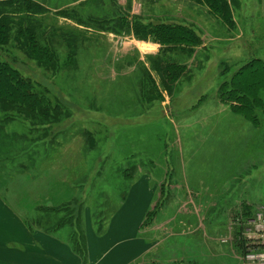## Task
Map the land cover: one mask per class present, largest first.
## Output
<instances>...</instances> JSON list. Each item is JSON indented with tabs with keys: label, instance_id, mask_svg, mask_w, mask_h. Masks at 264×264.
Wrapping results in <instances>:
<instances>
[{
	"label": "rangeland",
	"instance_id": "obj_1",
	"mask_svg": "<svg viewBox=\"0 0 264 264\" xmlns=\"http://www.w3.org/2000/svg\"><path fill=\"white\" fill-rule=\"evenodd\" d=\"M35 1L44 13H36L35 21L12 19L0 56L31 79L52 107L48 117L36 118L38 128L32 142L25 136L27 145L20 136L16 140L22 129L28 133L27 121H13L16 136L4 144L5 133L0 134V228L13 224L19 233L14 223L23 216L33 230L62 233L76 242L87 213L100 235L137 184L144 192L131 198L137 205L128 211L125 229L110 233L112 239L138 235L151 246L150 255L131 264H242L230 250L238 253L228 231H240L242 251L264 237H251L240 215L248 206L253 215H264V113L257 114L261 124H253L226 104L219 90L224 67L235 73L258 51L264 60V0H229L233 17L226 24L200 0H113L155 23L191 25L204 38L193 52L166 47V66L176 64L174 75L167 72L166 89L152 64L163 50L160 44L156 50L132 33L79 24L64 12L77 9L84 20L82 12L89 11L78 5L85 0ZM31 23L40 46L51 48L50 58L34 55L30 36L19 32ZM0 111L4 119L19 114L9 105L0 104ZM63 168L67 179L60 177ZM24 173L26 180L17 182ZM55 187L58 192L50 194ZM244 193L251 196L248 201ZM50 197L58 198V207L50 208ZM217 198L218 208L207 206ZM24 199L31 210L21 212ZM157 204L152 223L138 230L142 212ZM65 213L68 225L61 222ZM73 219L79 220V232ZM210 245L229 256L210 257ZM155 253L164 260L152 258ZM4 261L0 253V264Z\"/></svg>",
	"mask_w": 264,
	"mask_h": 264
},
{
	"label": "trees",
	"instance_id": "obj_2",
	"mask_svg": "<svg viewBox=\"0 0 264 264\" xmlns=\"http://www.w3.org/2000/svg\"><path fill=\"white\" fill-rule=\"evenodd\" d=\"M200 1L208 7L210 14L215 15V17L223 23H228L230 18L232 20L233 16L229 0ZM78 7L82 8V10L89 11V13L82 12L85 16L84 20L81 18L79 19L80 15L77 9V13L75 12V9H66L64 12L69 18L79 24L87 26L95 24L103 30L112 31L117 34L132 33L141 41L160 44L163 50L160 55L155 57L152 64L154 68L162 73L160 80L165 89L168 88L169 85L167 72L169 73L168 75H174L171 72V69L176 66L175 63H169L166 66V60L164 59L166 56V47L170 48L171 46H174L173 50L175 51L176 49H181L183 52H193L196 47L204 42V38H202V36L194 30V27L191 25H173L167 23L166 20L155 23L153 20L145 19L141 15H132L130 12L127 13V10L126 12L123 11L124 8L119 6L117 1L85 0L81 2ZM41 12L44 13L43 5L35 0H0V50L3 48L2 46L9 35V22L12 19H15L18 16L19 18L16 19H20L21 21L24 19H32L35 21L36 13ZM34 28L35 23H31L26 28L20 26L19 32H21V35L28 34L30 36V48L34 55L38 54V56L41 57L43 54H46L47 57L50 58L53 56L51 48L46 45L40 46ZM226 68L229 67H224L222 71L223 80L219 90L220 98L227 102L226 104L232 107L235 111L245 115L249 120L251 119L252 121H250L253 124L256 125V122H258L257 124H261L259 123L260 118L257 116V114L264 113V60L260 56V51L254 54L249 62L242 65V67L235 73L231 74L230 72L228 74ZM153 82L155 87H158L157 83L155 81ZM0 104L3 106L9 105L11 108L17 107L19 112V114L14 113V116H6L4 119L3 116L5 114L0 111V134L5 133L3 144L6 143L8 137H12L15 133L13 127H17V124L13 123V121L21 122V120L27 121V124L21 123L29 127H26L28 133L24 134L22 129L21 132H18L16 140H18V137L20 136L22 137L20 140H23L27 145L28 143L25 141V136H28L29 142H32L36 133L35 131L38 128V124L36 123L38 121H36V118L40 120V114L48 117L49 111L52 107L48 98L37 91L35 83L31 79L25 77L22 72L12 66L10 62L2 60L1 56ZM53 109L55 111L58 110V108ZM4 120H6L8 125L4 124ZM42 137L45 138L46 136L42 135ZM34 154H36V152H34ZM26 176L29 175L24 173L21 177L15 180L17 182L19 180L20 183H23L27 178ZM30 182V184H32L31 178ZM26 187L29 189L31 185H26ZM244 195V200L246 201L251 197L248 193H244ZM210 203H218V198ZM157 208H159V204H157L152 211L147 213L146 220L142 226L145 227L152 223L151 220L154 217L153 212L157 210ZM20 209L22 210L21 212H24L23 209L30 210L27 199L23 200ZM246 210L247 211L240 214L244 217H241L242 219L249 220L255 216L253 215L254 211L252 206H248ZM65 219L66 218L61 221L64 224H66ZM27 222L28 225L32 227L29 220H27ZM244 242V240H237V247L241 248ZM259 245H261V243H259Z\"/></svg>",
	"mask_w": 264,
	"mask_h": 264
},
{
	"label": "crops",
	"instance_id": "obj_3",
	"mask_svg": "<svg viewBox=\"0 0 264 264\" xmlns=\"http://www.w3.org/2000/svg\"><path fill=\"white\" fill-rule=\"evenodd\" d=\"M140 11V9H139ZM234 11V10H233ZM147 45L154 46L153 48L158 50L160 47L158 44L149 42ZM61 178L66 179L69 177V171L64 169L61 171ZM58 180V178H56ZM57 189V190H56ZM56 190V191H55ZM58 187L50 189V194L57 193ZM144 191L140 190V187L136 184L131 187L130 197L122 210L117 214H114L102 234L97 235L92 229V226L89 222V216L87 213H84L83 225H82V239H78L76 242L70 241L67 237L62 235V233H52L46 229H41L39 227L36 230L31 229L32 227L28 226L26 219L21 216L23 220H20L19 223H14L18 227L19 233L16 232L13 228V224L8 228H0V253H3L4 261L3 264H131L137 258H143L151 254V246H146L144 242L136 237H118L115 236L114 239L110 236V233L117 232L119 229L124 228V223L127 225L128 221V211H132L136 208L137 203H131V198L134 196L135 199L139 197ZM50 199V208L58 207L59 200L56 197ZM54 199V206H53ZM219 203H208L211 209L218 208ZM231 204V203H230ZM237 205H229V210H234ZM232 208V209H231ZM53 209V208H52ZM50 209V210H52ZM31 210V208H30ZM127 211V212H126ZM122 212H125L122 214ZM150 212V211H149ZM147 212V213H149ZM147 213L145 210L142 212L141 217L137 222V229H141L144 221L146 220ZM121 216V220L118 221L115 227L114 222L118 220V216ZM27 215V213H26ZM67 218V214L61 218V221ZM68 219V218H67ZM54 221V220H53ZM231 221V220H230ZM71 226L76 227L75 231H78L79 220L77 223ZM113 222V223H111ZM229 224V223H228ZM68 225V223L66 224ZM56 226V225H55ZM58 226V225H57ZM230 227V225H229ZM241 227V226H240ZM125 229V228H124ZM64 230L65 227H64ZM242 230V227H241ZM68 230L66 231L67 234ZM79 232V231H78ZM230 239H233L235 235L238 240V235L240 231L236 233L233 228H230L228 231ZM120 233V232H119ZM258 234H253L251 237H258ZM264 235V234H263ZM6 237V240L1 239V237ZM9 236V238L7 237ZM228 236V235H226ZM260 237V236H259ZM261 239L262 248H264V237ZM237 247V242L232 241ZM260 245V246H261ZM141 249V250H140ZM234 249V248H233ZM231 252L235 255V258L241 261L238 254H243L241 248L237 247L238 253L230 249ZM134 254V255H132ZM220 254L221 256H218ZM237 254V255H236ZM203 256H208L207 253L202 254ZM209 256H215L214 258L220 261V258L229 256V252L223 251L218 253L212 246H209ZM160 257L164 260L165 256H159V253H155L152 258ZM167 259V256H166ZM170 261L173 258H168ZM201 262V261H200ZM205 264L207 261L204 262ZM158 264H166L165 261L158 262ZM217 264H223L217 263ZM243 264V262H242Z\"/></svg>",
	"mask_w": 264,
	"mask_h": 264
},
{
	"label": "built area",
	"instance_id": "obj_4",
	"mask_svg": "<svg viewBox=\"0 0 264 264\" xmlns=\"http://www.w3.org/2000/svg\"><path fill=\"white\" fill-rule=\"evenodd\" d=\"M247 225L249 228L245 231L249 235L264 233V215L257 214L256 218L247 221ZM251 226H253V228H251ZM241 259L243 264H264V248L261 246L249 247L247 250H244Z\"/></svg>",
	"mask_w": 264,
	"mask_h": 264
}]
</instances>
